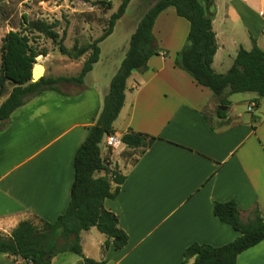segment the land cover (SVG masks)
<instances>
[{
	"label": "crops",
	"instance_id": "1",
	"mask_svg": "<svg viewBox=\"0 0 264 264\" xmlns=\"http://www.w3.org/2000/svg\"><path fill=\"white\" fill-rule=\"evenodd\" d=\"M202 2L214 13L217 49L211 66L216 73L230 68L240 46L251 49V38L264 50V0ZM188 30V21L174 7L160 12L152 28L160 52L148 59L145 71L132 72L126 81L124 104L112 123L115 134L131 129L157 139L141 155L124 144L109 155L110 166L125 179L118 195L103 205L117 215L127 241L122 248L109 243L103 249L106 236H97L91 227L80 233L85 257H93L84 253L87 239L97 248L96 261L181 264L183 250L193 242L220 246L238 236L213 215L214 201L235 200L242 221L255 206L264 216V97L230 94L229 104L221 109L210 89L174 64ZM104 40L98 43V61L81 84L69 91L45 90L0 122V232L5 235L22 220L52 222L65 211L74 154L95 123L128 49L127 43L116 47L103 62ZM80 59L84 62L85 55ZM81 67L62 76H75ZM81 260L63 252L50 264ZM19 261L0 254V264ZM236 264H264V240L240 253Z\"/></svg>",
	"mask_w": 264,
	"mask_h": 264
},
{
	"label": "trees",
	"instance_id": "2",
	"mask_svg": "<svg viewBox=\"0 0 264 264\" xmlns=\"http://www.w3.org/2000/svg\"><path fill=\"white\" fill-rule=\"evenodd\" d=\"M129 1L121 0L100 36L72 51L63 44L64 32L58 39L53 26L31 25L56 43L60 53L73 59L85 55L82 67L75 76H42L31 82L36 57L45 56L46 53L37 50L20 31H7L0 45V90L4 88L5 82L11 85V89L0 103V122L7 120L12 111L28 99L45 90L60 92L61 84H81L86 73L99 59L98 43L112 32ZM97 3L105 4L107 9L112 7L111 2L101 0ZM169 6L174 7L176 14L189 23L185 43L174 58L176 67L188 73L197 84L210 89L219 105H228L227 96L234 93L254 92L258 97H264V50L256 45L254 38H251V49L238 48L232 65L225 73H216L211 66L217 49L212 29L213 11L202 0H155L130 36L125 56L103 97L101 111L74 154L73 181L65 211L52 222L27 219L18 222L9 235L0 232V254H8L28 264H50L58 253L69 252L82 257L79 264H105V259L96 261L82 255L80 233L91 227L106 236L103 249L109 243L115 249L126 244L127 235L119 228L117 215L103 205L105 199H113L118 195L125 179L116 166H110L108 157L113 149L106 146L105 138L110 134L116 135L112 123L124 104L126 81L132 69L145 71L148 59L160 52L152 28L159 13ZM22 26L30 27L25 14L22 15ZM217 113L224 111L217 109ZM117 136L126 147L138 149V155L143 154L157 139L131 129ZM103 149L105 154L102 153ZM100 172L103 175L98 176ZM212 212L220 222L238 232V236L220 246L193 242L183 250L181 264H236L240 253L264 240V216L259 206L253 208L245 221L241 220L238 204L232 199L214 201ZM190 258L193 261L188 263Z\"/></svg>",
	"mask_w": 264,
	"mask_h": 264
},
{
	"label": "rangeland",
	"instance_id": "3",
	"mask_svg": "<svg viewBox=\"0 0 264 264\" xmlns=\"http://www.w3.org/2000/svg\"><path fill=\"white\" fill-rule=\"evenodd\" d=\"M98 1L101 0H0V45L1 38L7 31H20L27 36L37 50L46 53L45 56H37L36 63L34 64H41L43 66V76L72 75L77 73V67L82 65L83 60L73 59L60 53L56 43L39 33L32 26L35 24L51 25L53 26V30L58 33V39H60L64 32L63 44L68 50L72 51L73 48H81L93 42L102 34L109 16L116 11L121 2V0H102L112 3V7L107 9L105 4H98ZM154 1H129L123 17L116 21L112 34L110 33L111 35L109 34L110 36L107 39H105L106 37L104 38L105 40L103 39L104 42L101 45L103 62L108 60L112 50L116 47L119 46L120 48L125 43L129 44L130 33L139 15L151 6ZM222 2L223 0H216V3L220 5ZM23 14L27 16L30 27L22 26ZM215 26L217 27V24ZM71 86L70 84H61L59 88L63 91H69ZM10 89L11 85L5 82L4 88L0 90V98L2 99L7 95ZM244 94L256 96L255 93L251 92ZM248 95L238 94L237 96ZM92 231L97 236H102L95 228ZM89 242L87 239L83 242L84 253L97 257L96 246ZM69 254L72 258H78L77 254ZM93 257L89 258L94 259ZM19 260V262H22L21 259ZM107 261L108 259L105 261V264H112V261Z\"/></svg>",
	"mask_w": 264,
	"mask_h": 264
},
{
	"label": "built area",
	"instance_id": "4",
	"mask_svg": "<svg viewBox=\"0 0 264 264\" xmlns=\"http://www.w3.org/2000/svg\"><path fill=\"white\" fill-rule=\"evenodd\" d=\"M253 105L248 106V110L252 108ZM105 144L108 147H111L113 150L117 149L122 143L117 135L110 134L105 138ZM19 264H28L22 260Z\"/></svg>",
	"mask_w": 264,
	"mask_h": 264
},
{
	"label": "water",
	"instance_id": "5",
	"mask_svg": "<svg viewBox=\"0 0 264 264\" xmlns=\"http://www.w3.org/2000/svg\"><path fill=\"white\" fill-rule=\"evenodd\" d=\"M44 68L41 64L37 66V68H32V76H31V82L37 81L43 76ZM132 72H135V69H132ZM221 109L226 108V106L221 105L219 106Z\"/></svg>",
	"mask_w": 264,
	"mask_h": 264
},
{
	"label": "bare ground",
	"instance_id": "6",
	"mask_svg": "<svg viewBox=\"0 0 264 264\" xmlns=\"http://www.w3.org/2000/svg\"><path fill=\"white\" fill-rule=\"evenodd\" d=\"M38 65H39V64H36V65H34L33 67H34V68H37Z\"/></svg>",
	"mask_w": 264,
	"mask_h": 264
}]
</instances>
